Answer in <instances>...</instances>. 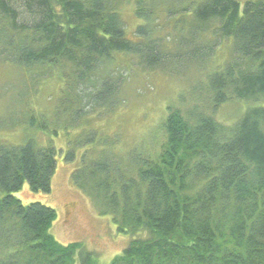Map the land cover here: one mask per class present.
I'll list each match as a JSON object with an SVG mask.
<instances>
[{
    "label": "trees",
    "instance_id": "obj_1",
    "mask_svg": "<svg viewBox=\"0 0 264 264\" xmlns=\"http://www.w3.org/2000/svg\"><path fill=\"white\" fill-rule=\"evenodd\" d=\"M128 2L144 21L134 38ZM223 40L232 57L196 91L207 109L170 106L156 151L121 154L97 132L76 140L95 149L75 183L131 238L110 264H264V0H0V63L57 71L73 124L122 100L117 54L179 74ZM233 100L248 109L227 125L215 113ZM58 153L32 138L0 145V264H99L83 244L57 240L52 206L18 196L51 193Z\"/></svg>",
    "mask_w": 264,
    "mask_h": 264
},
{
    "label": "rangeland",
    "instance_id": "obj_2",
    "mask_svg": "<svg viewBox=\"0 0 264 264\" xmlns=\"http://www.w3.org/2000/svg\"><path fill=\"white\" fill-rule=\"evenodd\" d=\"M121 13L128 36L134 38L138 25L144 22L136 15L134 2L125 3ZM232 54V43L223 40L206 65L187 66L179 74L159 68L147 69L136 56L117 54L112 68L119 67L122 100L111 107H97L88 114L83 113L75 124L71 112H65L67 103L60 101L64 80L57 71L27 70L15 64L0 63V145H17L32 138L41 146L51 141V146L59 152L51 193L40 195L45 199H36L37 194L23 189L18 196L25 203L44 201L57 211L52 233L58 241L79 242L96 255L99 264H110L131 238L119 233L112 218L103 215L101 207L97 208L91 196L75 183V173L83 166L87 149H95L86 145L88 142L76 145V140L97 132L101 138L116 140V150L121 154L135 148L156 151L165 136L163 123L168 108L207 109L206 102L200 103L203 101L198 99L199 84L210 71L221 69ZM247 109L248 103L233 100L220 106L215 115L230 125ZM44 125L50 128L42 129ZM67 129L71 134L68 135ZM70 150L74 154L72 160H67Z\"/></svg>",
    "mask_w": 264,
    "mask_h": 264
}]
</instances>
